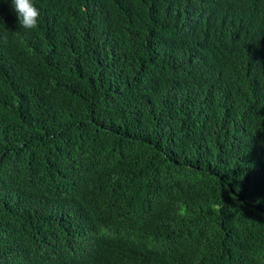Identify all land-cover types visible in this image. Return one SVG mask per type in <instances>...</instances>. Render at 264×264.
I'll return each mask as SVG.
<instances>
[{
  "label": "trees",
  "instance_id": "16d2710c",
  "mask_svg": "<svg viewBox=\"0 0 264 264\" xmlns=\"http://www.w3.org/2000/svg\"><path fill=\"white\" fill-rule=\"evenodd\" d=\"M0 0V264H264V0Z\"/></svg>",
  "mask_w": 264,
  "mask_h": 264
},
{
  "label": "clouds",
  "instance_id": "9594fccd",
  "mask_svg": "<svg viewBox=\"0 0 264 264\" xmlns=\"http://www.w3.org/2000/svg\"><path fill=\"white\" fill-rule=\"evenodd\" d=\"M12 10L17 14L18 24L26 30H35L38 27L40 10L33 0H11Z\"/></svg>",
  "mask_w": 264,
  "mask_h": 264
}]
</instances>
